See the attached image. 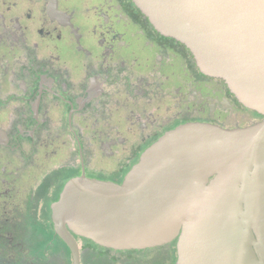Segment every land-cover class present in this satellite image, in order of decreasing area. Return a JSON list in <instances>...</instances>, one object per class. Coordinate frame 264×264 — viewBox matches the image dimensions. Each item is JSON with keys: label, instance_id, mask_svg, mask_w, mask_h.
<instances>
[{"label": "flooded vegetation", "instance_id": "obj_1", "mask_svg": "<svg viewBox=\"0 0 264 264\" xmlns=\"http://www.w3.org/2000/svg\"><path fill=\"white\" fill-rule=\"evenodd\" d=\"M263 118L134 0H0V264H74L53 209L70 180L121 184L179 126ZM75 236L81 264H177V239L117 250Z\"/></svg>", "mask_w": 264, "mask_h": 264}, {"label": "water", "instance_id": "obj_2", "mask_svg": "<svg viewBox=\"0 0 264 264\" xmlns=\"http://www.w3.org/2000/svg\"><path fill=\"white\" fill-rule=\"evenodd\" d=\"M134 1L264 117V0ZM53 209L74 264L75 235L117 250L177 239V264H264V118L235 129L179 126L144 151L123 183L76 177Z\"/></svg>", "mask_w": 264, "mask_h": 264}, {"label": "rangeland", "instance_id": "obj_3", "mask_svg": "<svg viewBox=\"0 0 264 264\" xmlns=\"http://www.w3.org/2000/svg\"><path fill=\"white\" fill-rule=\"evenodd\" d=\"M79 242H80V245L82 246H87V245H90L88 240H82V239H79Z\"/></svg>", "mask_w": 264, "mask_h": 264}]
</instances>
